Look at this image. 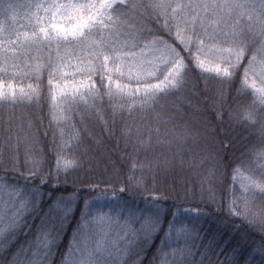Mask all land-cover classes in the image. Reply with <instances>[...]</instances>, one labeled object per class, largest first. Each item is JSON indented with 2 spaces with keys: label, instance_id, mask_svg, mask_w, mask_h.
Instances as JSON below:
<instances>
[{
  "label": "snow or ice",
  "instance_id": "snow-or-ice-1",
  "mask_svg": "<svg viewBox=\"0 0 264 264\" xmlns=\"http://www.w3.org/2000/svg\"><path fill=\"white\" fill-rule=\"evenodd\" d=\"M19 7L15 0H0V17L15 21ZM30 7L42 10L25 14L30 24L35 21L30 32L6 28L0 20V81L27 69L35 71L37 85L19 93L5 92L0 85V112L25 104L39 109L50 100L49 128L53 121L64 123L53 130L50 160L41 142L47 130L29 122L25 132V125L16 123L24 118L14 111L5 126L0 115V252L10 253L4 264H54L70 225L60 264H144L153 248V264H198V258L202 264L201 247L213 246L212 241L204 244L203 226L197 227L199 220L177 219L166 204L167 193L156 189L159 178L177 166V158L183 167L181 151L189 138L196 140L179 108L167 102L196 76L222 86L221 105L225 89L248 97L243 119L249 126L264 121V0H46ZM44 52L49 85L63 79L56 74L65 64L74 70L64 80L58 102L52 87L41 99L40 69L32 61ZM214 114L218 120L224 115L222 108ZM133 117H139V124L127 123ZM118 119L126 121L121 130L126 148L131 144L134 153L146 155L161 148L159 156L134 162L140 176L127 181L129 188L147 190L150 179L152 194L143 208L116 203L108 212L85 201L77 217L78 193L67 191L68 179L83 166L77 153L85 138L99 143L89 124L102 121V130L114 136ZM203 124L209 135L211 125ZM249 155L247 166L241 161L230 166L231 173L213 157L215 164L200 180L199 191L202 200L215 204L218 189H224L227 215L264 238V144ZM243 172L247 182L238 179ZM113 199L118 197L113 194ZM21 236L25 239L18 243ZM223 252L215 253L216 264H225L219 258Z\"/></svg>",
  "mask_w": 264,
  "mask_h": 264
},
{
  "label": "trees",
  "instance_id": "trees-1",
  "mask_svg": "<svg viewBox=\"0 0 264 264\" xmlns=\"http://www.w3.org/2000/svg\"><path fill=\"white\" fill-rule=\"evenodd\" d=\"M15 2L20 5L19 14L15 21L8 19L7 15L0 17V20L4 22L6 28L14 26L22 32H30L34 20L30 24L25 14L27 13L28 16H31L33 13H36V9L30 7V5L39 3L40 1L15 0ZM33 73L35 72L33 71ZM9 75H13L15 78L0 81V85L4 88H9V85H11L14 89H26L27 92L30 90L27 87L31 85V88H35L37 85L36 80L33 78L35 74H32L27 69L16 73H9ZM47 80V67L43 66L39 75L42 100L48 95L47 88L52 87L53 90L55 88V81H53L52 85H49ZM221 87L215 80L205 82L193 76L187 88L180 92L179 95L171 98L180 100L181 104L178 106L179 114L184 118V123L191 120L190 114L192 113L196 121H200L203 124V121L206 120L211 125L207 130L210 133L209 135L204 134V124L196 128L195 133L197 134V130H199V137L206 140L211 139L209 145L210 155L207 159L200 156L196 159V156L193 159L183 157V167L179 165V158H177V166L159 178L156 189L160 192L167 193L166 204L169 210L176 214L177 219L192 224H196L197 220H199L197 227L200 225L203 226L207 233L204 244L207 245L212 241L213 246L207 249L201 247V252L205 256L202 264H216L217 256L215 253H218L220 248H224V252L219 258L224 260L225 264H264V238L248 224L227 215V200L224 199L227 195L226 191L224 189H218L219 194L215 204L209 203L206 197L202 200L200 196L199 183L203 175L215 164L213 157L222 160L225 165H228V172L231 173L232 169L230 166L239 164L241 161H244L247 166V162L250 160V149L259 148L264 144V140L261 138V124H264V121H259L255 126H249L243 119L247 105L251 103V100L246 96H238L235 88H231L225 89V99L221 105L219 102ZM50 103V100L42 103L39 111L34 115L36 118L40 115L39 121L33 120L34 122H32L35 125H40L41 132L48 131L47 136H41V142L47 149L49 159L52 139L51 129L53 127L49 128L50 116L48 105ZM220 108H222L224 115L221 120H218L214 113L216 109ZM104 110L106 113L108 112L107 104L104 105ZM242 110L243 113H241ZM11 111H14L16 115L20 114L17 112V108L14 110L4 109L0 112L4 121L6 120L5 115ZM24 116V118L29 117L28 113ZM41 120L43 121L42 124L40 123ZM145 120L147 122L146 118ZM124 123L126 124L124 120H117L114 136H109L102 130V121H94L91 123L96 128L91 127V124H89L92 136L99 141V143H95L94 149L97 151L101 149L103 152L100 163L104 164V170L115 171L113 173L115 176H107L100 179L88 172L83 176L81 174L77 176V171H75L69 177L67 191L72 192L75 190L78 193L77 217L79 216V209L85 201L91 204L100 200H113L114 202L127 203L132 206H142L146 205L147 197L152 194L150 179L146 181L148 184L147 190H137L135 187L129 188L127 186L128 178L133 176L131 167L135 159L134 156L129 159L126 154L123 155L122 146L119 145V142L124 141L121 138V126ZM127 123L130 124L129 122ZM135 136L136 131L134 130L133 138ZM86 140L90 139L85 138ZM92 146L93 142L90 140L86 144V147L92 151ZM108 173L110 174V172ZM139 176V174H135V177L138 178ZM230 180L231 176L229 175L225 179V184L229 183ZM122 186L126 187V191L123 193L119 192V188ZM193 189H195V192L192 191ZM60 191L63 192L64 189L62 188ZM113 194L118 197V200L113 199ZM237 195L239 196V190L237 191ZM259 207L260 204L258 202L257 209ZM71 227L70 225L69 231L65 234L64 242L56 253L54 264H60V258L64 253V248L71 235ZM11 251H15V246H13ZM153 253L154 248L148 250L144 257V264H153ZM9 254L4 252L0 253V264H4V260Z\"/></svg>",
  "mask_w": 264,
  "mask_h": 264
},
{
  "label": "rangeland",
  "instance_id": "rangeland-1",
  "mask_svg": "<svg viewBox=\"0 0 264 264\" xmlns=\"http://www.w3.org/2000/svg\"><path fill=\"white\" fill-rule=\"evenodd\" d=\"M40 2L39 3H44V2H46V0H39ZM40 14H42V10H41V13H38L37 15H40ZM34 24H35V21H34ZM33 24V25H34ZM54 52H53V57H54ZM47 56H48V53L47 52H44V53H41L40 55H39V57H38V59L37 60H35V61H32V63L34 64V65H38L39 66V69H40V72H41V70H42V68H43V66H46V59H47ZM72 63V65H75V61H72L71 62ZM34 71V70H33ZM33 71H31L32 72V74H35V73H33ZM35 72V71H34ZM74 74V70H73V68L72 67H69L67 64H65L62 68H61V70L56 74V75H58V76H60V77H62L63 79H61V80H59V81H57V80H54L55 81V83H54V86H55V88H54V90H53V93L57 96V102L59 101V99H60V90H61V88L62 87H64V80H66L69 76H71V75H73ZM69 86H71V82H69ZM33 88V87H32ZM32 88H30V87H27V89H30L29 91H31V89ZM14 88H4L3 87V91H5V92H7V91H10V90H13ZM17 93H19V92H21V88H19V89H14ZM24 92H26V89L25 90H23ZM29 91H27V92H29ZM168 105L169 106H172V105H175L176 107H178L179 106V104H181V102H180V100H178V99H170L168 102ZM179 108V107H178ZM18 109V111L17 112H19L20 114L19 115H16L15 114V116L17 117V118H19V117H25L24 115H26V113H28V115H29V117L28 118H24L23 120H19V119H17V121H16V123L19 125V124H24L25 125V129H24V131L25 132H28V129H27V124L29 123V122H34L33 120H38L39 121V116L36 118L34 115L36 114V112H38L39 111V109H32V108H30L27 104H25V105H21L20 107H18L17 108ZM24 115H23V114ZM241 113H243V110L241 111ZM10 114V113H9ZM9 114H7V115H5L6 116V120H5V126L7 125V120H8V117H9ZM32 119V120H31ZM76 119H78V117H75L74 118V121L76 120ZM146 119L148 120L149 118H147L146 117ZM190 119L191 120H189V121H187V122H185L184 123V121H183V123L185 124V125H187L189 128H191L192 130H193V136H195V138H196V140H195V143H193V141H192V139L191 138H189L188 139V144L186 145V147L181 151V155L183 156V157H189V159H193L195 156V159L198 157V156H200V157H202V158H205V159H207L208 157H209V155H210V149H209V145H210V141H211V139H209V140H206V139H204V138H202V137H199L197 134H195L196 133V128H198V127H201L200 125H203L200 121H196L195 119H194V116H193V114L191 113L190 114ZM125 121V120H124ZM126 122V121H125ZM127 122H129L130 124H132V125H137V124H139V117H133L132 118V120H128ZM57 123H64V121H59V122H57V121H53V123H52V129H51V133L53 134V130L54 129H56V125H57ZM93 123V122H92ZM198 123V124H197ZM195 127H194V126ZM91 127H95L94 125H90ZM125 126H126V124L124 123V125H122L121 126V130L123 129V128H125ZM170 127H171V125H170ZM204 127V126H203ZM96 128V127H95ZM135 130V127H133V129H132V134H133V131ZM17 131H19V128H17ZM177 131L178 132H180L181 131V128L180 127H178L177 128ZM57 135H59V132L57 131ZM52 137V136H51ZM89 141L90 140H86L85 141V143L83 144V146L82 147H80V149H79V151H78V153H77V155L80 157V159H81V161H82V163H83V166L81 167V168H79L78 170H77V176L79 175V174H81L82 176L84 175V174H86L87 172L88 173H91V174H93V176H96V177H98V178H105V177H107V176H115L113 173H115V171H113V170H108V169H106V170H104L105 168V166H104V164L103 163H100V158H102V155H103V152L101 151V149H98V151L96 150V149H94V146L96 145L95 143H93V146H92V148H93V150L92 151H90V150H88L87 149V147H86V144H88L89 143ZM120 144V146H122L121 148H122V154L124 155V154H126L127 156H128V158L129 159H131V157L132 156H134V159H135V162H139V161H145L146 159L147 160H151L154 156H159L160 155V152H161V148L159 147V146H157L154 150H150L148 153H147V155L143 152V151H141V152H139V153H134L133 152V149H132V147H131V144H129V146L126 148L125 147V142L124 141H122V142H119ZM21 148H22V152H21V155L23 154V145L21 146ZM96 148V147H95ZM44 150L47 152V149L45 148V146H44ZM88 150V151H87ZM175 150V149H174ZM51 151V150H50ZM198 152V153H197ZM49 154H50V160H51V158H52V152H49ZM5 156L7 157V149L5 150ZM99 158V159H98ZM133 159V160H134ZM131 171H132V174L133 175H135V174H139L140 175V169H139V167H137L135 170H133V168L131 167ZM146 171V170H145ZM243 171V170H242ZM108 172H110V174L108 173ZM104 174H106V175H104ZM99 176H101V177H99ZM247 178H248V174L246 173V172H244L243 173V175H241L240 177H238V179L239 180H242V181H244V182H247ZM149 180V179H148ZM147 181V180H146ZM116 203H119V204H125V203H120V202H114L113 200H110V201H97V202H94V203H91L90 205H95L96 206V208L97 209H99V210H101V211H103V212H108L109 211V208H110V206H112V205H114V204H116ZM130 206H132V205H130ZM146 205H142V206H138V205H136V206H134V207H140V208H143V207H145ZM113 215H115V213H112ZM24 239H25V237L24 236H21L20 238H19V241H18V243H22L23 241H24ZM0 253H2V252H0Z\"/></svg>",
  "mask_w": 264,
  "mask_h": 264
}]
</instances>
